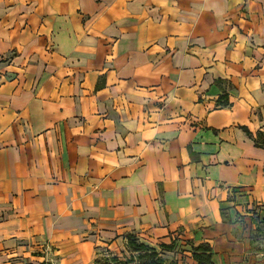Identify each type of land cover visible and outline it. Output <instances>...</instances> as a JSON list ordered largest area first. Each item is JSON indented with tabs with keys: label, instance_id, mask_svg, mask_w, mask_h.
<instances>
[{
	"label": "crops",
	"instance_id": "obj_1",
	"mask_svg": "<svg viewBox=\"0 0 264 264\" xmlns=\"http://www.w3.org/2000/svg\"><path fill=\"white\" fill-rule=\"evenodd\" d=\"M251 207L264 217V0H0L9 264H38L34 240L90 262L177 231L243 264Z\"/></svg>",
	"mask_w": 264,
	"mask_h": 264
},
{
	"label": "rangeland",
	"instance_id": "obj_2",
	"mask_svg": "<svg viewBox=\"0 0 264 264\" xmlns=\"http://www.w3.org/2000/svg\"><path fill=\"white\" fill-rule=\"evenodd\" d=\"M245 209V208H244ZM246 216L249 219L250 232H249V246L243 254V264H264V217H261L259 212H256L253 207L245 209ZM242 215H233L231 219L236 222L243 223ZM227 222V221H226ZM241 236V235H240ZM28 242L25 247L29 245ZM38 245L33 247L32 255L39 257L38 264H96L100 261L103 264V260L111 257H118L122 261L130 259V255L127 252V246L125 241L118 240L117 242H102L98 247L94 248V252L91 254L90 262H83V259H69L60 256L59 254L53 255L54 250L48 247V244L43 240H34ZM199 240L187 239L186 235L182 231L173 233L168 239L163 241L152 240L151 245L147 244L156 252L161 254V259L165 264H196L192 259V248L198 246ZM164 245L165 248L161 246ZM9 249L0 250V264H9ZM82 258V257H81ZM66 260V261H65ZM131 264H136L135 262Z\"/></svg>",
	"mask_w": 264,
	"mask_h": 264
},
{
	"label": "trees",
	"instance_id": "obj_3",
	"mask_svg": "<svg viewBox=\"0 0 264 264\" xmlns=\"http://www.w3.org/2000/svg\"><path fill=\"white\" fill-rule=\"evenodd\" d=\"M217 105L226 106V97H219ZM124 241L126 243L130 259L122 261L115 256L104 259L103 264H131L133 262L136 264H165L161 259L162 256L160 253L139 241L136 236L128 235L124 238ZM161 247L165 248L164 245ZM191 252L192 259L196 264H214L212 260L213 250L208 243H199L198 246L192 248ZM96 264H100V261L96 262Z\"/></svg>",
	"mask_w": 264,
	"mask_h": 264
}]
</instances>
